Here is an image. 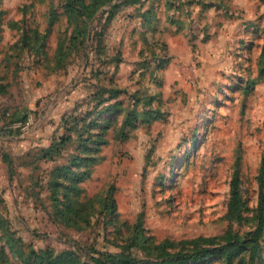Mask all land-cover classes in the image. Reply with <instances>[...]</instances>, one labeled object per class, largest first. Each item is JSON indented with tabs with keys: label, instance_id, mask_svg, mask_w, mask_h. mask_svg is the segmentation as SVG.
Instances as JSON below:
<instances>
[{
	"label": "rangeland",
	"instance_id": "obj_1",
	"mask_svg": "<svg viewBox=\"0 0 264 264\" xmlns=\"http://www.w3.org/2000/svg\"><path fill=\"white\" fill-rule=\"evenodd\" d=\"M62 4L0 0V84H7L0 94V248L6 256L0 264H23L22 255L47 248L81 261L99 255L154 260L130 246L127 225L138 217L150 242L175 241L184 252L194 248L183 242L198 238L208 240L200 248L218 246L214 238L227 229L252 238L264 152V82L257 73L264 0H113L76 47H68L72 26ZM150 10L155 30L144 33L138 15ZM103 87L126 90L119 96L125 106L135 100L138 109L145 105L159 116L120 139L113 136L123 110L104 130L102 114L92 127L76 128L88 135L89 147L74 143L68 153L93 158L74 166L83 175L75 182L83 203L77 217L59 202L64 187H48L50 172L64 161L42 160L39 150L63 131L64 115L85 109ZM98 134L104 142L90 146ZM236 169L240 221L227 214ZM250 246L254 254L242 251L232 264H264V230ZM204 261L226 264L219 256Z\"/></svg>",
	"mask_w": 264,
	"mask_h": 264
},
{
	"label": "trees",
	"instance_id": "obj_2",
	"mask_svg": "<svg viewBox=\"0 0 264 264\" xmlns=\"http://www.w3.org/2000/svg\"><path fill=\"white\" fill-rule=\"evenodd\" d=\"M112 1L113 0H63V12L66 15L67 22L72 26L68 36V47H76L78 44L80 45L83 43V37L88 32L90 21H92L103 6L112 3ZM166 4H169V0H166ZM113 7H116V5ZM152 12V10L145 11L142 12L141 16L140 14L138 15V17H141L140 28L144 33L155 30V19ZM60 48L61 44L58 50H60ZM257 73L258 78L264 82V47L261 48L258 56ZM6 86L7 84H0V94L6 91ZM125 92L126 90L117 87H103L93 92L84 103L85 109L77 111L79 110L77 106L67 115H64L62 117L63 131L57 136L52 137L48 147L39 150V157L42 160L51 163L61 160L64 161L63 164L60 163V165L56 166L50 172L52 176L49 177L48 187L54 190L64 187L62 200L59 202L67 211L77 217H81L80 211L83 203L78 199L80 188L75 182L77 180H82L83 175L78 174L74 166L77 162H89L92 161L93 158L88 157L90 155L82 157L76 156L75 153H68L69 146L74 143L85 145V150H88L89 147L87 142L88 135H86L87 137L85 138L84 134H78L79 132L76 128L78 126V128L92 127L99 122V118L104 115L103 121H101V129L104 130L111 126L117 113L123 110L124 114L120 127L116 131L113 129L115 131L113 136L114 139H120L121 136L125 137L127 135V131L130 128L147 122L153 114L159 116L157 109H146L145 105L142 106V110L138 109L136 107L137 101L135 100L130 103L131 108L128 107V105L125 106V101L119 99V96ZM98 107H101V109H97ZM100 114L102 115L100 116ZM25 119L26 117H23L13 122H23ZM15 130L17 134L21 131L19 127ZM75 131H77V138H75ZM9 132H12V128H9ZM96 136V144L90 146H97L101 142H104L100 134ZM91 137H93V135ZM3 159L6 161L8 155L3 154ZM64 181H68L67 185L63 183ZM256 182L258 185L257 205L255 208L257 228L250 239L227 229L224 234L214 238L219 239L218 246L200 248L199 245L202 244V241L207 242L208 240L198 238L183 242L192 244L194 248L192 251L184 252V247L177 250L176 246L178 243L175 241L163 240L157 244L150 242L149 238L145 237L143 234L141 217H138L132 224H126L131 228L132 232L130 246L148 254L155 255L156 259L154 260H144L130 256L99 255L91 257L88 261H81L67 252L56 255L52 250L47 248L37 251L33 250L27 255H22V262L23 264H204L205 258L219 256L223 258L226 264H232L234 259L242 251H249L251 249L252 254H254V248L250 246V242L257 234L264 230V152L259 162ZM243 208L244 201L241 198L239 187V171L236 169L230 184V199L227 210L228 217L233 221L242 220L244 218ZM70 218L71 217H68V219ZM0 261H6V256L2 248H0Z\"/></svg>",
	"mask_w": 264,
	"mask_h": 264
},
{
	"label": "crops",
	"instance_id": "obj_3",
	"mask_svg": "<svg viewBox=\"0 0 264 264\" xmlns=\"http://www.w3.org/2000/svg\"><path fill=\"white\" fill-rule=\"evenodd\" d=\"M3 101L0 100V104H2ZM0 123H1V119H0Z\"/></svg>",
	"mask_w": 264,
	"mask_h": 264
}]
</instances>
